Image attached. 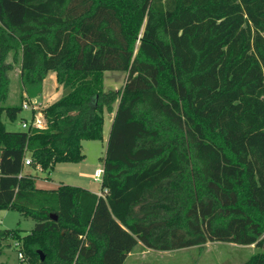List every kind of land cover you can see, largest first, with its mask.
Wrapping results in <instances>:
<instances>
[{"label":"trees","instance_id":"16d2710c","mask_svg":"<svg viewBox=\"0 0 264 264\" xmlns=\"http://www.w3.org/2000/svg\"><path fill=\"white\" fill-rule=\"evenodd\" d=\"M15 64L22 85L53 72L66 90L43 129L2 121L22 112L23 100L4 105ZM105 72L126 73L123 87L105 92ZM104 112L101 196L23 173L26 159L43 172L81 162ZM6 210L35 222L0 230L18 264H124L138 246L209 243L253 246L242 264H264V0H0Z\"/></svg>","mask_w":264,"mask_h":264},{"label":"rangeland","instance_id":"374dc122","mask_svg":"<svg viewBox=\"0 0 264 264\" xmlns=\"http://www.w3.org/2000/svg\"><path fill=\"white\" fill-rule=\"evenodd\" d=\"M9 61V60H8ZM9 87L6 106H13L19 103V100L28 102L22 92H26L29 99L35 96L36 107L42 110L53 99L62 94L63 88H55L54 73L49 72L45 83L37 85H22L20 76V67L18 64L13 66L9 72ZM124 72H105L103 75V90L117 91L121 89L126 80ZM64 90V89H63ZM33 96V97H32ZM116 107V104H114ZM39 110V111H40ZM39 111H34L35 114ZM113 115V114H112ZM104 112L103 138L99 141H82L81 151L84 159L79 163H59L49 172H43L30 166H24L23 173L29 174L36 179V186L52 190L59 186H70L81 188L94 194H101V180L95 179V172L103 169L105 158V149L109 130L113 116ZM30 111L22 110L18 114L14 123H9L3 116L8 131H22L21 121H30ZM35 222L30 217H25L17 211H0V230H18L22 235L30 233ZM5 246L0 252V264H18L20 259L13 243ZM255 253L253 246H239L233 244H207L203 248H189L173 251L166 254L145 253V248L138 246L131 259L125 264H242L246 262L251 255ZM24 259V257H23Z\"/></svg>","mask_w":264,"mask_h":264},{"label":"built area","instance_id":"2783aa9c","mask_svg":"<svg viewBox=\"0 0 264 264\" xmlns=\"http://www.w3.org/2000/svg\"><path fill=\"white\" fill-rule=\"evenodd\" d=\"M40 109H41L40 107H36L34 101L33 102L32 101H28L27 103H26V101H24L22 103V110L30 111L31 113H33V115H31L30 121H27V120H22L21 121V128L23 130H28V129H31V128L43 129L45 127V123H44V120L42 118ZM36 110L37 111L40 110L39 113L35 114L34 111H36ZM24 165L25 166H29L30 165V162H29L28 159H26L24 161ZM36 169L40 170L39 167H37ZM101 174H102V170H97L95 172V179L96 180H101ZM98 196H101V194H99ZM18 258L20 260H22L23 255L21 253H18Z\"/></svg>","mask_w":264,"mask_h":264},{"label":"crops","instance_id":"0c3cea01","mask_svg":"<svg viewBox=\"0 0 264 264\" xmlns=\"http://www.w3.org/2000/svg\"><path fill=\"white\" fill-rule=\"evenodd\" d=\"M45 79H46V77H45ZM45 79H44V80L42 81V83H41L42 86H43V84L46 82ZM54 80H55V74H54ZM55 86H56L55 88H63L62 86H60V85H58V84L56 83V80H55ZM65 93H66V90H65V89L63 90V89H62V94H60V95L57 96L55 99H53L49 104H47L46 106H44L43 109L46 108L47 106L51 105L52 103L56 102V101H57L58 99H60ZM22 95H23L24 97H26L28 101H32V102H33L35 99H38V98H35V97L32 98V99H31V98L29 99V97L27 96L26 92H23ZM115 108H116V107H114V109H115ZM30 113H31V112H30ZM31 115H32V114H31ZM111 115H112V114H111ZM112 116H113V115H112ZM98 170H101V169H98ZM96 171H97V170H96ZM92 193H93V192H92ZM95 194H96V193H95ZM99 194H100V193H99ZM99 194H96V195H99ZM214 244H216V243H214ZM206 246H207V244H206ZM206 246H205V247H206ZM141 247H142V246H141ZM136 249H137V248H136ZM136 249H135V250H136ZM135 250H134V252H135ZM134 252H132L131 254L128 255V257H127V259H126V262H127L128 259H131V257L134 255ZM146 252H147V253H153V254H166V253H170V252H155V251H151V250L145 249V253H146ZM126 262H125V263H126ZM125 263H124V264H125Z\"/></svg>","mask_w":264,"mask_h":264},{"label":"water","instance_id":"95a60500","mask_svg":"<svg viewBox=\"0 0 264 264\" xmlns=\"http://www.w3.org/2000/svg\"><path fill=\"white\" fill-rule=\"evenodd\" d=\"M51 219H56L54 216H51ZM41 255V254H40ZM43 259V256L41 255V260Z\"/></svg>","mask_w":264,"mask_h":264}]
</instances>
